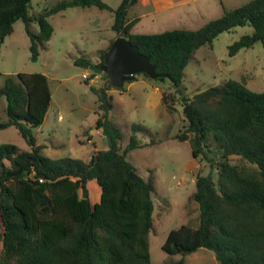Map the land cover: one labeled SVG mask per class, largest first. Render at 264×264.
I'll return each mask as SVG.
<instances>
[{
	"label": "trees",
	"instance_id": "16d2710c",
	"mask_svg": "<svg viewBox=\"0 0 264 264\" xmlns=\"http://www.w3.org/2000/svg\"><path fill=\"white\" fill-rule=\"evenodd\" d=\"M136 1L121 0L112 10L101 0H60L29 15L30 0H0V44L12 32L13 23L21 20L30 59L35 60L38 47L43 48L52 32L48 16L73 6L112 11L110 29L115 36H123L147 55L155 72L167 75L179 93L185 124L174 139L186 141L191 157L204 161L209 169L196 174L190 195L197 204V224L170 229L161 250L180 256L173 264H182L183 256L198 248L211 251L219 264H264V91H251L231 79L190 98L180 89L187 62L219 33L245 25L252 29L228 45V56L255 42L264 46V0L222 8L220 16L194 30L153 34L130 33L136 19L127 22L126 13ZM31 22L38 25L36 34L29 29ZM112 41L99 51L98 62L80 57L73 64L100 72ZM105 87L89 88L96 94L99 112L94 126L110 140V148L94 151L87 161L50 159L41 153L43 147L32 133L43 122L50 101L45 76L18 72L4 77L0 97L6 119L0 120V129L13 127L27 149L0 144V264H150L154 186L126 159L127 152L139 146L135 133H150L132 124L120 151L121 133L107 120L111 97ZM160 99L166 109H174V95L162 92ZM155 142L151 138L149 145ZM232 155L256 171L230 163ZM90 181L99 189L94 202L87 188Z\"/></svg>",
	"mask_w": 264,
	"mask_h": 264
},
{
	"label": "rangeland",
	"instance_id": "374dc122",
	"mask_svg": "<svg viewBox=\"0 0 264 264\" xmlns=\"http://www.w3.org/2000/svg\"><path fill=\"white\" fill-rule=\"evenodd\" d=\"M58 1L30 0L27 13L35 15ZM101 1L113 10L121 0ZM170 1L173 8L158 13L150 3L129 6L126 17H140V22L131 29L132 33L153 34L177 28L194 30L220 16L222 8L230 10L249 0ZM112 20V11L94 6L67 7L48 16L52 32L43 48L38 47L35 60L30 59L29 39L21 20L13 23L12 32L0 44V85L6 75L14 76L18 72H37L46 78L49 105L43 122L32 129V133L36 144L43 147L41 153L50 159L69 157L87 161L94 151L107 148V139L94 126L99 112L96 94L89 88H106L107 79L101 71L93 72L75 65L73 60L84 57L98 62L99 51L116 38L110 29ZM29 29L34 34L39 30L36 22H31ZM251 31L248 25L238 26L219 33L210 44L199 47L183 70L182 95L190 98L195 92L228 79L243 82L251 91H264V46L255 42L233 56L227 54L228 45ZM162 92L174 95L173 110L162 104ZM106 94L111 97L107 120L121 133L117 141L120 151L128 142L132 124H139L150 133H135L139 146L128 151L126 159L143 179L150 178L154 186L152 229L148 234L149 262L173 264L180 256L167 255L160 246L170 229L180 224L191 227L197 224V204L190 195L194 191L196 174H206L209 169L204 161L191 157L186 141L174 139L185 119L179 93H175L167 78L150 79L141 73L135 74L121 88L109 87ZM4 106V98L0 97V120L6 119ZM151 138L157 142L149 145ZM3 143L27 149L13 127L0 129V144ZM229 159L230 163L256 171L253 165L238 156L232 155ZM87 188L90 201H96L99 193L96 183L88 182ZM182 264L219 263L211 251L198 248L184 255Z\"/></svg>",
	"mask_w": 264,
	"mask_h": 264
},
{
	"label": "water",
	"instance_id": "95a60500",
	"mask_svg": "<svg viewBox=\"0 0 264 264\" xmlns=\"http://www.w3.org/2000/svg\"><path fill=\"white\" fill-rule=\"evenodd\" d=\"M107 79L109 87L121 88L123 83L130 81L135 74H144L150 79L167 78L165 74L155 72V67L149 62V57L138 51V48L123 36H117L104 54L99 66ZM107 148L110 140L107 139ZM18 170L8 175H15Z\"/></svg>",
	"mask_w": 264,
	"mask_h": 264
},
{
	"label": "crops",
	"instance_id": "0c3cea01",
	"mask_svg": "<svg viewBox=\"0 0 264 264\" xmlns=\"http://www.w3.org/2000/svg\"><path fill=\"white\" fill-rule=\"evenodd\" d=\"M142 3L144 5L146 4H151L153 6V9L156 13H158L159 11L163 10V9H171V7L173 8V3L170 0H137L134 4L136 3ZM133 19H136V22L132 25L131 29L138 23L140 22V17H126V21H131ZM154 19L156 20V17H154ZM153 20V19H152ZM130 29V33H132Z\"/></svg>",
	"mask_w": 264,
	"mask_h": 264
}]
</instances>
